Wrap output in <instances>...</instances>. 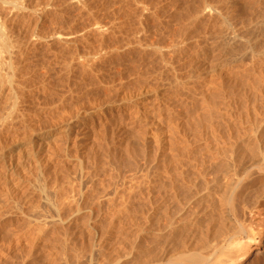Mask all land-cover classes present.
Here are the masks:
<instances>
[{
    "label": "rangeland",
    "instance_id": "rangeland-1",
    "mask_svg": "<svg viewBox=\"0 0 264 264\" xmlns=\"http://www.w3.org/2000/svg\"><path fill=\"white\" fill-rule=\"evenodd\" d=\"M210 5L220 11L227 10L225 8L230 4L228 0H0V264H103V261L109 264L114 256L122 252L118 257L123 260L121 264L141 263L136 257L132 259L128 255L126 250L130 248L124 245L125 242L136 241L143 226H154V222H150L156 217L154 209L163 205L160 209L165 210L173 199L174 185L190 176V167L184 161L187 155L182 150L186 155L184 159L181 148L190 145L188 150L184 149L185 153L201 150L199 138L197 144L192 141L194 133L189 136L194 128L187 129L188 133L183 135L182 132H187L184 131L186 124H180L178 132L173 130L174 136L167 124L172 118L169 116L176 114L183 121L186 118L182 116L188 117L199 109V104L197 106L194 101L198 102L197 97H200L196 94L200 93L202 77L196 78L190 72L195 70L194 57L202 53L204 45L213 43L215 30L211 24L216 12L200 14L196 21L193 15L194 11L209 8ZM255 8H246L244 15H258ZM54 28L72 35L56 40L49 35ZM203 35L206 39L211 38L209 42L203 40ZM150 47L157 48L153 52ZM166 48L172 56L180 53L182 60L176 55L173 58L167 51L169 59L165 54ZM156 50L163 55L158 56ZM86 56H90L88 62L85 61L88 60ZM191 75L195 80L191 79ZM206 78L214 79L215 76ZM191 82L196 85L194 87L199 86V90L193 89ZM138 83L141 84V91L146 93L145 97L139 92V87L135 88ZM129 91L130 94H127ZM182 91L184 96L191 98L195 95L197 100L194 97V100H186L181 96ZM162 92L165 93L160 94ZM125 93L129 98L123 95ZM169 96L173 99L169 98L170 104L176 101L177 107L169 105ZM143 100L147 101L144 103ZM148 101L152 103L148 105ZM168 106L173 108L169 109L170 112ZM184 107L186 111H183ZM149 109H153V114ZM180 109H183V114ZM148 119L150 123H147ZM155 119L162 121L159 124ZM145 123L153 129L163 127L162 135L160 129H154L152 133L149 125L146 131ZM156 131L159 132L156 135L157 149ZM169 134L175 139L169 140L170 137L166 136ZM158 135L162 137L160 143L164 144L159 143ZM167 144L187 146L177 148L180 151L171 158V163L166 158L171 155V150L177 149L175 146H172L174 149L165 147ZM167 148L170 151L168 155ZM162 152L165 157H162ZM198 154L196 157L201 155ZM177 158L182 165L174 163ZM173 166L181 172L179 178L176 176L178 181L172 175L175 168H171L174 171L169 169ZM168 171L172 172L170 176ZM165 200L170 202L165 203ZM187 215L184 210L178 219ZM161 219V222L165 220V216ZM143 222L149 224L146 226ZM3 232L4 235L1 234ZM148 235L144 241H136L134 250H138L139 256H136L141 260L144 256L148 257L147 253L151 257L156 251L151 247L152 236ZM114 245L116 250L120 245L127 249L123 250L124 246H120L122 248L116 251ZM16 254L19 257H15ZM242 264H264V233L260 244L251 247V253Z\"/></svg>",
    "mask_w": 264,
    "mask_h": 264
},
{
    "label": "bare ground",
    "instance_id": "bare-ground-1",
    "mask_svg": "<svg viewBox=\"0 0 264 264\" xmlns=\"http://www.w3.org/2000/svg\"><path fill=\"white\" fill-rule=\"evenodd\" d=\"M228 1H229V4L231 5V8L229 7L230 5H228V8H230L229 10H228V8H225L227 10L222 9L220 11L219 10L217 11V7H215V6L212 7L210 5L209 8L201 9L198 12H197V10L194 11V13H195L193 15L194 20L196 18H198V16H200V14H203L205 12L212 13L214 11L213 12L214 14L216 12V15H215L216 17L215 18L213 17L214 21L212 20L213 19L212 18L211 19L213 21L212 24L209 23L213 26V28L215 30V31H213V32H215L214 33L215 38H214V36L212 37V38H214V39H212L213 43L211 42L212 44L209 45L210 42L208 41V39L210 37L206 39L205 35H207V34H205V33L207 31L206 32L203 31V32H205V33H203V34H205V35H203L204 36L203 40H207L206 42H209V43H207L208 44L207 46L204 45L205 48L203 47L201 54L198 53V55L200 54L199 56L196 55L197 57L193 56L194 59L192 58L194 61V64H195V67H194L195 70H194V68H192L194 70L192 72H194V73H192V72H190V73L193 74L194 77H196V78L198 76L200 78L202 77L201 78L202 82L199 80L201 82L200 87L199 86L194 87L196 85L193 86L192 85L193 82H191V84L189 83L190 85L193 86V89L196 88L197 90H199L198 87L200 88V90H199L200 95L196 94V97L200 96V97H197L198 102L194 101L195 102L194 103L192 101L194 104H197V106L199 104V106H198L199 109L193 105L195 107V109L197 108L198 110H196L194 113L192 112L193 113L192 115L190 113V116H188V117L187 116L185 117V115L184 116L181 115L182 117L186 118L185 120L182 118L183 121H181L180 118L175 116L176 114L173 115L172 112H174V111L171 110V113L173 116H169V117H172L171 120L167 116V118L170 121V124H167V126L169 125L168 129L171 128L172 130L171 129L170 130L172 132H173V130H174V132H178L179 131L178 130L179 125L181 124V126H184L186 124L184 131L186 130L187 132H182V133H184L183 135H185V133H188L189 128L191 130H192V128H194L193 129L194 132L192 130L191 135H189V134L188 135L192 137V135L194 133L193 136L196 138V140H195V138L192 140V141H194V143L197 141V138H199L198 141H201V142H199L201 150L199 151L198 150L199 148H197L199 154L201 153V155L196 157L198 152L197 153L194 152L195 150H193V151L190 150V152L185 153L186 148L188 150V146H190V145H188V146L186 145L187 147L185 145H183L186 148L182 149L181 148L182 145L179 146L181 143L179 141H177V140H180L181 137H180V135H179L180 138H178V136H177V140H176L177 142L176 141L175 142L180 143V144L178 143L179 144L178 147L181 148V154H183L182 153V150H183L184 154L187 155L186 156L183 154L184 155L183 158L186 156V160H184V161L185 162L187 161L186 164L190 167L188 169V171H190V176L183 178L181 180L182 181L181 183L179 182V184L174 185L175 187L172 185L174 187V189L172 190L173 193L172 194L170 192L169 193L171 195H173V199L171 201L170 197L172 198V196L170 195L169 199L171 202L165 200V203H166V201L168 203L170 202L169 204H167L165 210L160 209V208H163V205L160 208L159 207L156 208V206H155L156 209H154V207H153V209L155 211L154 215L156 216V217L155 216L154 217L157 218V221H154L156 219L153 217L154 218L153 221H150V222H154V226H152V227L149 226V228H147L148 227L147 224H149V223L145 224V222H143V224H145L147 226L146 228L143 226V228L144 229H151V230H144L142 228V230L139 232V234H137L136 239L138 238L137 240H139V241H141V239L143 240L145 238V236L147 238L149 236L148 234H150L152 236V241H151V239H150L151 242L147 241V242L152 243L151 247L154 248V251L156 249L155 253L151 257H149V253H147L148 255L146 254L148 257H145L143 255L144 253L140 254L141 257H142V255L145 257V259L143 257L144 260L143 259L141 260V258L137 257V256H139V252H137L138 250L137 251L134 250L135 247L137 246L136 245L137 240L136 241L134 240L133 242L131 240H129V241H131L130 243L129 242L128 243L125 242V244L123 243L127 248L128 247L130 248V249L128 248L130 251L126 250L127 248L124 245H120V246H124L123 250L128 251L127 253L129 256L132 257V259H134L136 257L135 259H137V260L139 259L138 261H141V263L137 262L138 264H242L244 259L251 253V247L254 244H256V246L259 245L261 242V239L263 237V233H264V16L261 19H259V18L253 19V18L259 17V15H264V0H228ZM222 2H223V0H222ZM225 6H227L226 3H225ZM214 7L216 8V10ZM220 7H221V5L218 7V9H220ZM253 7H256L255 9H258L257 10L258 15H256V16L249 15L248 17H247V15H244V14H246L245 13L246 8H248L250 10ZM192 14L193 13H191V15ZM214 14H212V15L210 14V15L213 16ZM191 15L189 16L190 18L192 17ZM191 21H193V20H191ZM205 26H208V25H205ZM208 27H207V30H208ZM204 29H205V27H204ZM208 32H210V30ZM211 34H209V35H211ZM49 35H50V37H52L56 40H63V39L69 38L72 34L70 32L69 33L68 32H62L60 29L54 28L50 32ZM181 39H182V37H181ZM181 42H184V41L181 40ZM128 43H130V42H128ZM174 43H175V41H174ZM174 43H173L172 47H174ZM203 43L205 44V42H203ZM175 44H178L177 41ZM183 44L181 45V43H180V45L182 47H183ZM184 46H185V44H184ZM156 48L157 47H155V49ZM175 48H176V45H175ZM175 48H174V51H175ZM150 49H151V47H150ZM155 49L153 47V49H151V50H153V52H154ZM162 49H161V51H162ZM180 49H182V48H180ZM143 50H145V49H143ZM151 50L149 51L150 53H151ZM169 50H173V48L172 49L170 48ZM145 51H147V50H145ZM167 51L168 50L166 48V53L164 52L166 55H167ZM171 52H173V51H171ZM156 53H157V50H156ZM161 53H160V55L158 54V56H162L163 54L161 55ZM168 53H169V51H168ZM157 54L156 55L154 54V55L157 56ZM165 54H164V56H166ZM169 54L167 55V57L171 55V54L170 55ZM179 54L176 56L178 57ZM175 55H173V56H175ZM189 55H191V54H189ZM83 56H85V55H83ZM89 57H87L88 60L86 59L85 61L88 62L90 60ZM172 57H171V62H172ZM83 58H85V57H83ZM162 58H164V57H162ZM168 58H167V60H168ZM179 58H180V60H182V58L180 56H179ZM183 58H184V56H183ZM165 59H166V57H165ZM165 59H163V60H165ZM192 59L190 62H192ZM160 60H161V58H160ZM176 61H178V60H176ZM171 62H168V64ZM164 64H166V63L164 62ZM162 65H163V62H162ZM174 66H176V65L174 64ZM190 66H191V64H190ZM192 66H194V65H192ZM170 68H171V66H170ZM172 68H173V65H172ZM175 68L176 67H174V69H173L174 71H175ZM166 70H167V68H166ZM193 75H191V79H194V77L192 78ZM210 76H215V78L214 79L213 78L212 79L206 78V77H210ZM189 77H188V79H190ZM187 80L185 82H188ZM140 83H138V86L136 85L135 88L139 87V89H140L139 92L143 93L141 91V88H140L141 87ZM179 83H181V82H179ZM143 84L145 86V83H143ZM152 84L154 85V83H152ZM149 85H151V83H149ZM149 85H148V87H149ZM153 85H152V87H153ZM181 85H183V84H181ZM190 85H187V86L190 87ZM146 86H145V88H147ZM180 87L182 89V86H180ZM183 87H184V85H183ZM189 87H187V88H189ZM142 88H144V87H142ZM150 88H151V86H150ZM150 88H148V89H150ZM154 88L157 89V87H155V86H154ZM158 88H159V86H158ZM177 88L179 90V86ZM148 89H145V90H148ZM190 89H189V93H190ZM178 90H176V91H178ZM136 91L137 90H134V92H136ZM132 92L133 91H131V93ZM139 92H138L137 96H139V94H140ZM144 92L149 93V91H144ZM183 92L184 91H182L181 96L185 95V93L183 94ZM126 93L123 95L127 97ZM155 93H153V94H155ZM163 93H165V92H162L160 94H163ZM192 93H194V90L191 92V94ZM195 93H196V91H195ZM197 93H198V91H197ZM127 94H130V91ZM144 94H146V93H143L142 96H144ZM160 94H158V95H160ZM170 94H172V93H170ZM174 95H176V94H173V96ZM170 96L168 97V100H169ZM194 96L195 95H191V98H190L188 95H186L184 97H186V100H189V99L197 100ZM148 97H149V95H148ZM182 97H180L179 99H181ZM187 97H189V98L187 99ZM192 97H194V99ZM127 98H129V97H127ZM131 98H133V97H131ZM177 98L178 97H176V100H177ZM212 98L214 99V101ZM124 99H125V97H124ZM149 99H150V97H149ZM158 99H156V102L158 101ZM164 99H166V98H164ZM122 100H123V98L120 99V101H122ZM128 100H130V99H128ZM172 100L173 99H171V101ZM146 101L147 100H145V102ZM151 101H150V103H152ZM165 101H167V100H165ZM189 101H188V103H189ZM135 102H134V104H135ZM141 102H142V100H141ZM143 102H144V100H143ZM175 102H173V105L175 104ZM150 103L148 101L147 104L150 105ZM163 103H164V101H163ZM168 103H169V105H171L170 100ZM119 104H121V103L119 102ZM155 105L158 106V104H155ZM155 105H154V107H156ZM162 105H161V107H164ZM165 105H167V104H165ZM173 105H171V106H173ZM180 105H181V103H180ZM185 105H188V104H185ZM147 106L145 108H147ZM175 106H176V104H175ZM154 107H152V108H154ZM185 107L183 109H185ZM194 107H190V108H193V110H194ZM170 108L173 109L172 107H169L168 110ZM190 108H188V110ZM129 110L131 111V109H129ZM149 110L151 111V114H153L152 113L153 109L152 110L149 109ZM180 110H178V111H180ZM182 110H181V112L183 114V111H186V109L183 111ZM126 111H127V108H126ZM134 111L137 112L136 109ZM150 111H148V112H150ZM166 111H167V109H166ZM158 112H160V111H158ZM169 112H170V110H169ZM184 113L186 114V112H184ZM136 115H138V114H136ZM141 115L142 114L140 113V116ZM148 115H150V114H148ZM156 115H158V113ZM166 115H168V112L166 113ZM177 115L179 116V112ZM213 115H214V118L212 117ZM132 116L135 117V115H132ZM147 116L144 115V117H147ZM150 116H148V117H150ZM163 116H165V113ZM208 117H210V118H208ZM136 119H138V118H136ZM143 120H145V119H143ZM150 120L152 121L153 119L150 118ZM150 120L149 119L146 120L147 123H150L149 122ZM154 121L157 122L156 119ZM160 121H162V119ZM165 121H166V119H165ZM159 122H157V123H159ZM147 123H145L147 126L144 124L145 130H146V127H148V125H149ZM151 124H152V122H151ZM65 125L64 126L67 127V124H65ZM164 126L166 128L165 131H167L166 125H164ZM182 128H184V127H182ZM148 129L152 130L153 127L151 128V126H150V128H148ZM154 129H156V130L160 129V131H162L161 132V135H162L163 127L162 128L157 127ZM154 129H153V131H151L152 133L155 131ZM141 130H143L145 132L144 129H141ZM170 130H168V132H170ZM148 131H150V130H148ZM158 131H156V132H158ZM165 131H164V133H165ZM182 131H183V129H182ZM159 132L154 133L155 135L153 134L155 136L154 138H155L156 149L158 147L157 146L158 142H156V139H157L156 135L159 134ZM174 132H173V135H174ZM180 132H181V130H180ZM171 134L166 135V136L170 137ZM150 135H151V133H150ZM158 137H159V135H158ZM171 137L169 138V140L170 139L172 140L173 138L175 139V137H172V138ZM184 137H187V136H184ZM191 137H189V138H191ZM154 138H152V139L154 140ZM161 138L162 137H159V139H160L159 143H160V141H162ZM165 138H167V137H165ZM183 140L184 139H182L181 141H183ZM157 141H158V139H157ZM186 141L187 140L185 139V143L188 144ZM189 141L192 143L191 140H189ZM190 142H189V144H190ZM162 143H160V144H162ZM168 144H169V142H168ZM173 144H175V143H173ZM173 144H172V146H175V148L177 149L178 148L177 145H173ZM170 145H171V141H170ZM192 145H193V143H192ZM172 146H169V145L166 146L165 145V147H169V148L170 147L172 148ZM160 147H162V146H160ZM151 148L154 149L153 145ZM180 148H179V150L177 149L176 151L174 148H172L174 150H171L172 151L170 153L171 155L167 156L166 159H168V161L170 160V162H171V160L174 157H176L175 156L177 154L176 152L180 151ZM162 149H164V148H162ZM184 149H185V151H184ZM167 151H168V148H167ZM173 151H175V153ZM169 152L170 151H168V153L166 152L167 155L169 154ZM172 153L174 154L173 157H172ZM195 153H196V155H194ZM155 155H156V153H155ZM162 155H163L162 157L166 156V155L164 156V152H162ZM178 155H179V153H178ZM157 156H159V155H157ZM180 158H181V156H180ZM159 159H162V158H159ZM177 161L176 162L174 161V163H180V160H179V162H177ZM181 161H183V160H181ZM172 162H173V160H172ZM185 162H184V164H185ZM171 163H169V165ZM186 164H185V166H186ZM179 165H182V162ZM171 168L172 169L175 168L174 169L175 171L172 170ZM169 169L171 171H174L172 175L177 180L179 178V176L181 175L180 174L181 172L180 171L178 172V170L174 166L169 167ZM171 171H168V175L172 173ZM188 171L185 169V172H188ZM166 172H167V170H166ZM168 175H167V177L169 178L170 175L169 176ZM176 176L178 178H176ZM174 178H170V179H172V181H175ZM170 181H168V184L170 183ZM177 181H175V183ZM179 181H180V179H179ZM177 185L178 186L180 185L179 188L177 187ZM173 187H171V189ZM169 190L170 189H168V191ZM5 192H7V191H5ZM166 199H168V198H166ZM158 203H159V201H158ZM184 210H186L188 215L186 217H183V219H181V220L178 219L179 218L178 215ZM145 214H146V212H145ZM175 214H177V215H175ZM150 215H152V214H150ZM163 216H165V220H163L161 222L160 219ZM147 217H149V215ZM151 218L152 217H150L149 219L151 220ZM145 219H147V218H145ZM135 223H137V222H135ZM15 229H16V227H15ZM12 230L13 229L11 228V231ZM8 231H6L7 234L9 233ZM1 234L4 235V232ZM13 235H14V233H13ZM61 235L62 234H60V236ZM10 237H11V235H10ZM50 237H52V236H50ZM55 238H57V237H55ZM2 239H4V238H2ZM114 239H115V237H114ZM129 239H132V238H129ZM4 240H6V238ZM119 240H121V239H119ZM124 240H126V239H124ZM112 241H113V239H112ZM0 242H1V240H0ZM6 242H8V241H6ZM28 242H29V240H28ZM32 242H33V240H32ZM17 244H18V242H17ZM108 244H109V242H108ZM6 245H7V243H6ZM29 245H26V246L29 247ZM116 245H117V243H116ZM141 245H139V247ZM120 246H119V248H122ZM25 248L27 249V247H25ZM119 248H117L118 251H119ZM114 249L116 250V246ZM132 249H133V251H132ZM140 250H142V249H140ZM22 251H24V250H22ZM126 251H125V253H126ZM142 251H140V252L142 253ZM2 252H4V251H2ZM26 253H29V252L26 251ZM34 253H35V251H34ZM10 254H13V253H10ZM121 254L119 253V254H117V256H114L115 255L114 254L113 256L115 258H114V260L110 259L111 261L109 260L110 261L109 264H121V263H123V260L119 259L121 257L120 256ZM14 255L12 257H14ZM24 255H26V254H24ZM128 255H124V256H128ZM17 256L18 255L16 254L15 257H17ZM132 259H131V261H132ZM5 260H6V258H5ZM5 260H3V261H5ZM4 263L6 264V262H4ZM7 264H8V262H7ZM103 264H105L104 261H103Z\"/></svg>",
    "mask_w": 264,
    "mask_h": 264
}]
</instances>
